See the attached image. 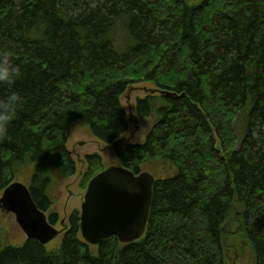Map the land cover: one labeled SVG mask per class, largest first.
Wrapping results in <instances>:
<instances>
[{
  "label": "trees",
  "instance_id": "trees-1",
  "mask_svg": "<svg viewBox=\"0 0 264 264\" xmlns=\"http://www.w3.org/2000/svg\"><path fill=\"white\" fill-rule=\"evenodd\" d=\"M2 52L20 75L0 82L17 113L0 137V193L26 178L48 212L53 176L77 172L78 123L120 165L172 176L157 178L140 241L90 246L76 210L54 250L0 238V264H264V0H0ZM145 82L159 94L138 98V115L157 119L134 144L122 98ZM86 161L84 189L105 168Z\"/></svg>",
  "mask_w": 264,
  "mask_h": 264
},
{
  "label": "water",
  "instance_id": "water-1",
  "mask_svg": "<svg viewBox=\"0 0 264 264\" xmlns=\"http://www.w3.org/2000/svg\"><path fill=\"white\" fill-rule=\"evenodd\" d=\"M155 177L124 166H111L89 183L80 217L81 234L90 245L100 246L112 236L123 244L140 241L149 226ZM0 208L13 213L29 239L47 245L62 232L48 222L31 190L20 182L7 187Z\"/></svg>",
  "mask_w": 264,
  "mask_h": 264
},
{
  "label": "rangeland",
  "instance_id": "rangeland-1",
  "mask_svg": "<svg viewBox=\"0 0 264 264\" xmlns=\"http://www.w3.org/2000/svg\"><path fill=\"white\" fill-rule=\"evenodd\" d=\"M122 38L127 35L125 32L119 34ZM148 95H158L156 85L154 83L145 82L133 85L130 91L122 98V103L127 111L128 117L131 119V124L124 138H132L134 144H142L145 142L147 134L157 115L154 114L148 120H142L137 111L136 101L138 98H144ZM135 119V120H134ZM75 126L72 135L68 141V150L72 152L73 159L77 165V172L74 176L68 178H54V183L49 190V194L53 200V207L46 213L49 217L51 214H57L58 221L55 225L58 229H63L64 225L70 224V217L74 211H81V205L84 200L85 189L82 187V178L87 171L85 158L87 155L95 153L103 157V162L106 167L119 164L117 157L112 149L106 147V143L95 138L89 131L87 126H81V123ZM167 166V164H165ZM161 171L153 166H145L144 170L150 172L156 177L167 178L172 176L167 174L162 165ZM168 168V167H167ZM172 172V171H171ZM18 180L29 185L26 178L18 177ZM1 194V193H0ZM1 196V195H0ZM64 234H60L54 241L46 245L48 251L54 250L61 246ZM0 238L8 244L22 246L27 240V236L19 227L14 214L5 213L0 208ZM244 264V263H242Z\"/></svg>",
  "mask_w": 264,
  "mask_h": 264
},
{
  "label": "clouds",
  "instance_id": "clouds-1",
  "mask_svg": "<svg viewBox=\"0 0 264 264\" xmlns=\"http://www.w3.org/2000/svg\"><path fill=\"white\" fill-rule=\"evenodd\" d=\"M19 75L20 69L11 61L10 53H0V82L13 85ZM16 115V110L9 107L7 102L0 104V137L6 134L9 123Z\"/></svg>",
  "mask_w": 264,
  "mask_h": 264
}]
</instances>
